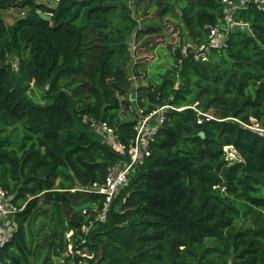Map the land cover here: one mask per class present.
<instances>
[{"label":"trees","instance_id":"1","mask_svg":"<svg viewBox=\"0 0 264 264\" xmlns=\"http://www.w3.org/2000/svg\"><path fill=\"white\" fill-rule=\"evenodd\" d=\"M141 1L0 0V11H25L12 25L0 18V187L19 209L0 264H264V138L225 120L264 126V11L238 9L245 30L196 61L211 43L205 27L223 31V0H152L154 16L137 12ZM165 19L179 30L174 65L144 84L136 52L169 37ZM169 103L217 120L171 112L102 221L105 197L78 189L103 183L122 156L84 118L106 122L128 147L138 109ZM86 204L96 208L76 211Z\"/></svg>","mask_w":264,"mask_h":264},{"label":"built area","instance_id":"2","mask_svg":"<svg viewBox=\"0 0 264 264\" xmlns=\"http://www.w3.org/2000/svg\"><path fill=\"white\" fill-rule=\"evenodd\" d=\"M236 1L223 0L222 3L225 5V26L222 28L223 31H221L219 26L205 27V29L210 32L211 43L210 46H202L196 50L194 56L196 61L207 60L208 55L211 52L210 48L224 46L229 34L236 32L238 29L245 30V26L236 20V11L238 9H245L252 3L258 7V9L264 11V0H238L239 6L236 5ZM37 2L45 4L49 8H56L61 0H37ZM46 15L52 17V13ZM11 62L13 64V59ZM13 67L15 71H19L18 66L13 64ZM184 109L194 110L199 117V124L204 122L202 117L207 121L217 120L210 114L201 112L196 106L177 108L169 103L156 107L150 113H145L143 110L138 109L139 120L136 126V137L131 141L130 146L127 147L121 142L115 129L110 127L106 122L97 121L96 119L88 117L84 118V123L89 124L94 131L103 138L104 143L112 146L122 156L120 162L109 170L103 183H95L89 187L78 189L87 193L103 195L105 197L103 213L100 215L102 221L106 220L107 213L121 192L126 190L132 179L135 178L139 166L143 163L145 158L150 156V146L155 142L158 134L167 122L169 114L174 111L180 112ZM225 120L239 123L243 128L264 138V126L259 121L252 120L250 123H245L236 118H228ZM18 212L19 209L12 203V197L9 195V192L0 187V248L11 238L12 233L16 230L14 217ZM83 213H86V211L83 210ZM82 232L84 235H87L89 227H83ZM69 250V255L68 253L67 255H74L72 245L69 246ZM76 253L81 255L80 251H77ZM82 255L88 257L86 254ZM77 264H87V262L81 261Z\"/></svg>","mask_w":264,"mask_h":264},{"label":"rangeland","instance_id":"3","mask_svg":"<svg viewBox=\"0 0 264 264\" xmlns=\"http://www.w3.org/2000/svg\"><path fill=\"white\" fill-rule=\"evenodd\" d=\"M141 5L138 6L137 12L142 14L144 11H148L150 16H154L155 9L152 4V0H142ZM135 9V8H134ZM24 10L19 8H8L6 10L0 11V18H3L8 25L14 24L18 18L22 17ZM171 19H165V23L168 25V33L169 37L163 41L157 42L151 47H148L144 50L136 52V62H138V69L142 76V81L144 84L149 82H156L160 79L161 75L169 68L174 65L173 52L176 46L179 44V33L178 28L175 23ZM175 22V21H174ZM177 30V33H175ZM187 45H193L192 40L187 39ZM132 50L134 51V47L132 46ZM211 54V52H210ZM209 54V55H210ZM13 64L18 66V62L16 59H13ZM129 74L127 75L129 79L133 81V90L131 91V100L135 104V100L137 98V89H138V80L135 77L134 72L132 71L131 66L128 68ZM217 76L226 80L227 76L224 74L223 68H220L216 71ZM34 101L37 103L42 102V91L34 88ZM33 98V97H32ZM20 129L22 127L20 126ZM233 159L232 157H229Z\"/></svg>","mask_w":264,"mask_h":264},{"label":"water","instance_id":"4","mask_svg":"<svg viewBox=\"0 0 264 264\" xmlns=\"http://www.w3.org/2000/svg\"><path fill=\"white\" fill-rule=\"evenodd\" d=\"M236 5L239 6V1L238 0L236 1ZM40 16H41V18L44 21H51V17L48 16V15H46V14L41 13ZM201 137L202 138H205V134L204 133H201ZM226 151H227L229 157H232L233 159H237L238 160L239 156L235 152V150H234L233 147L227 148ZM216 190H217L218 194H221L222 193V189L220 187H217ZM90 208L95 209L96 207L94 205H92V204H86V205H83L81 207H78L76 209V211L80 212V211H83V210H86V209H90Z\"/></svg>","mask_w":264,"mask_h":264},{"label":"crops","instance_id":"5","mask_svg":"<svg viewBox=\"0 0 264 264\" xmlns=\"http://www.w3.org/2000/svg\"><path fill=\"white\" fill-rule=\"evenodd\" d=\"M70 251V250H69Z\"/></svg>","mask_w":264,"mask_h":264}]
</instances>
